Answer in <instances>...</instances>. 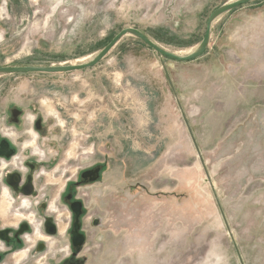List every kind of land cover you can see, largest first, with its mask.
Here are the masks:
<instances>
[{
  "label": "rangeland",
  "instance_id": "obj_1",
  "mask_svg": "<svg viewBox=\"0 0 264 264\" xmlns=\"http://www.w3.org/2000/svg\"><path fill=\"white\" fill-rule=\"evenodd\" d=\"M229 1L0 0V67L90 60L127 27L189 54ZM225 18L238 35L224 52L212 38L210 56L219 52L220 66L232 47L245 69L264 72V0ZM210 60L159 57L128 35L89 69L0 77V111L23 107L46 124L51 199L101 169L77 189L86 205L78 264H264V104L231 111L236 76ZM59 210L65 231L42 254L60 248L56 260L69 253L71 226L69 210ZM29 234L32 247L38 237Z\"/></svg>",
  "mask_w": 264,
  "mask_h": 264
},
{
  "label": "flooded vegetation",
  "instance_id": "obj_2",
  "mask_svg": "<svg viewBox=\"0 0 264 264\" xmlns=\"http://www.w3.org/2000/svg\"><path fill=\"white\" fill-rule=\"evenodd\" d=\"M25 115V109L17 106L6 105L0 111V150L4 152L0 155V264H6L9 257L15 260L13 264H41L39 256H43L45 264H78L77 256L85 240L81 218L86 205L84 198L77 195V189L84 183L97 182L101 169L82 172L81 180L74 186L72 180L63 194L51 199L46 182V170L51 162L46 161L45 141H41L48 130L41 117ZM79 202L82 205L75 211L73 204ZM61 204L70 212L71 226L67 230L70 242L67 256L56 260L60 248H54L49 257L42 254H47L65 231V227L64 230L60 227ZM11 213L15 214L14 223L5 218ZM31 230L38 242L29 247ZM25 244L28 248L22 249Z\"/></svg>",
  "mask_w": 264,
  "mask_h": 264
},
{
  "label": "water",
  "instance_id": "obj_3",
  "mask_svg": "<svg viewBox=\"0 0 264 264\" xmlns=\"http://www.w3.org/2000/svg\"><path fill=\"white\" fill-rule=\"evenodd\" d=\"M254 0H231L227 3L216 8L208 17L206 23V30L204 37L201 42L197 45V47L189 54H180L177 52L170 51L165 49L161 45H159L155 40H153L149 35L144 33L143 31L134 28L127 27L123 28L118 34L114 36V38L103 48L101 49L94 58L90 60H83L79 63H73L69 65H28V66H1L0 67V77L9 74H17V73H67L80 71L84 69H89L98 65L101 61H103L109 53L116 47V45L128 35L137 37L144 43H146L151 49L157 52L160 57H167L172 60L187 62L198 59L202 57L206 51L210 48V44L212 41V30L214 22L219 19L222 15L234 10L237 7L242 5L249 4ZM172 86V85H171ZM173 89V86H172ZM4 152L0 150V155H3ZM200 154V153H199ZM81 203H74L73 209L77 210V206L81 207Z\"/></svg>",
  "mask_w": 264,
  "mask_h": 264
},
{
  "label": "crops",
  "instance_id": "obj_4",
  "mask_svg": "<svg viewBox=\"0 0 264 264\" xmlns=\"http://www.w3.org/2000/svg\"><path fill=\"white\" fill-rule=\"evenodd\" d=\"M226 14L222 15L213 24L212 38L217 36L216 47H218V49L222 47L226 48L227 42H231L234 36L238 35L239 27H235V25L233 26L235 21H229L227 20L228 18L224 19ZM225 48H222L221 52H224ZM209 49L202 57L209 56V59H211L210 62L212 61L215 63L214 66L217 69H221L220 71L223 76H230V72H232L233 76H236V84L233 88L234 99L232 98V100L235 101V104L231 106L232 108L230 107L231 111H234L236 108V112H245L247 114L248 112H251L255 106L258 107L261 106V104H264V72L257 70V72L253 74L251 70L245 69V61L243 57L232 47L228 48L229 50L227 51L229 59L224 56V61L220 62V67L218 66L219 62L216 58L219 52L210 56L211 52ZM235 55L236 57L234 58L233 56ZM161 67L165 70L164 65ZM215 106L216 110H224V103L222 101H216Z\"/></svg>",
  "mask_w": 264,
  "mask_h": 264
},
{
  "label": "trees",
  "instance_id": "obj_5",
  "mask_svg": "<svg viewBox=\"0 0 264 264\" xmlns=\"http://www.w3.org/2000/svg\"><path fill=\"white\" fill-rule=\"evenodd\" d=\"M238 8V7H237ZM236 9V8H235Z\"/></svg>",
  "mask_w": 264,
  "mask_h": 264
},
{
  "label": "bare ground",
  "instance_id": "obj_6",
  "mask_svg": "<svg viewBox=\"0 0 264 264\" xmlns=\"http://www.w3.org/2000/svg\"><path fill=\"white\" fill-rule=\"evenodd\" d=\"M7 208V207H6Z\"/></svg>",
  "mask_w": 264,
  "mask_h": 264
}]
</instances>
